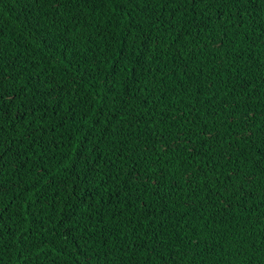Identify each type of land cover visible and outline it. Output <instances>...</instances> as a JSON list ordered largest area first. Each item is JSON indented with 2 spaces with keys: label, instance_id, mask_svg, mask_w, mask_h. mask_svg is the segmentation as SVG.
<instances>
[{
  "label": "trees",
  "instance_id": "trees-1",
  "mask_svg": "<svg viewBox=\"0 0 264 264\" xmlns=\"http://www.w3.org/2000/svg\"><path fill=\"white\" fill-rule=\"evenodd\" d=\"M0 264H264V0H0Z\"/></svg>",
  "mask_w": 264,
  "mask_h": 264
}]
</instances>
